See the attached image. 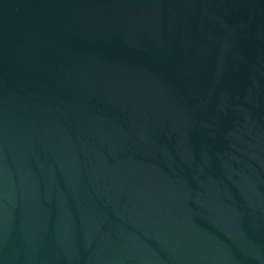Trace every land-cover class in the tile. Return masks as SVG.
Returning a JSON list of instances; mask_svg holds the SVG:
<instances>
[{"label":"water","instance_id":"water-1","mask_svg":"<svg viewBox=\"0 0 264 264\" xmlns=\"http://www.w3.org/2000/svg\"><path fill=\"white\" fill-rule=\"evenodd\" d=\"M0 264H264V0H0Z\"/></svg>","mask_w":264,"mask_h":264}]
</instances>
